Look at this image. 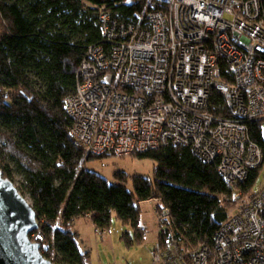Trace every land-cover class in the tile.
Returning <instances> with one entry per match:
<instances>
[{
	"label": "built area",
	"instance_id": "1",
	"mask_svg": "<svg viewBox=\"0 0 264 264\" xmlns=\"http://www.w3.org/2000/svg\"><path fill=\"white\" fill-rule=\"evenodd\" d=\"M144 7L131 22L99 14L100 44L86 49L63 103L70 135L114 158L183 145L226 183H244L263 161L248 124L264 122V0ZM230 201L211 245L182 251L157 239L150 264H264V185ZM155 207L160 237L169 210Z\"/></svg>",
	"mask_w": 264,
	"mask_h": 264
},
{
	"label": "trees",
	"instance_id": "2",
	"mask_svg": "<svg viewBox=\"0 0 264 264\" xmlns=\"http://www.w3.org/2000/svg\"><path fill=\"white\" fill-rule=\"evenodd\" d=\"M146 1L0 0V170L14 185L19 175L16 189L27 195L38 223L31 233L53 264H90V254L80 250L79 235L72 230L77 219L87 218L105 233L114 214L134 230V239L122 236L131 248L142 244L146 234L139 228V205L153 200L170 217L158 240L187 251L213 243L232 196L257 193L264 122L248 124L263 161L236 186L183 145L134 155L156 163L150 177L117 172L110 183L86 168L87 162L105 157L75 143L64 99L75 91L86 49L100 44L99 14L131 22ZM215 104L221 115L222 100Z\"/></svg>",
	"mask_w": 264,
	"mask_h": 264
},
{
	"label": "rangeland",
	"instance_id": "3",
	"mask_svg": "<svg viewBox=\"0 0 264 264\" xmlns=\"http://www.w3.org/2000/svg\"><path fill=\"white\" fill-rule=\"evenodd\" d=\"M264 124V123H263ZM264 135V125L262 129ZM86 168L93 173L98 174L107 179L110 183H114L113 174L122 172L127 176L145 175L151 176L156 163L149 160H138L133 156L127 158L105 157L104 159H94L86 164ZM261 173L257 179V183L253 188L254 192H258L264 185V164ZM15 187L19 186V175L16 176ZM129 186V184L127 185ZM130 187V186H129ZM26 201L27 195L24 196ZM155 201L141 202L140 229H146V234L142 244H134L128 248L122 236L127 234L130 239H134V230L129 226L123 225L112 214L111 224L105 233L96 230L92 221L80 218L75 222L74 232L79 235L78 243L83 253L90 254V264H150V249L158 241L159 222L155 215Z\"/></svg>",
	"mask_w": 264,
	"mask_h": 264
},
{
	"label": "water",
	"instance_id": "4",
	"mask_svg": "<svg viewBox=\"0 0 264 264\" xmlns=\"http://www.w3.org/2000/svg\"><path fill=\"white\" fill-rule=\"evenodd\" d=\"M37 229L31 205L0 170V264H53L29 238Z\"/></svg>",
	"mask_w": 264,
	"mask_h": 264
},
{
	"label": "crops",
	"instance_id": "5",
	"mask_svg": "<svg viewBox=\"0 0 264 264\" xmlns=\"http://www.w3.org/2000/svg\"><path fill=\"white\" fill-rule=\"evenodd\" d=\"M75 222H76V220H75ZM74 226H75V224H74ZM74 226H73V228H74ZM73 230V229H72ZM74 232V231H73ZM145 237V236H144Z\"/></svg>",
	"mask_w": 264,
	"mask_h": 264
}]
</instances>
